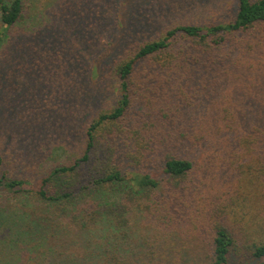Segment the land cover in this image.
<instances>
[{"label": "trees", "instance_id": "obj_1", "mask_svg": "<svg viewBox=\"0 0 264 264\" xmlns=\"http://www.w3.org/2000/svg\"><path fill=\"white\" fill-rule=\"evenodd\" d=\"M144 1L0 0V83L53 53L36 95H0V264H264V0L207 23ZM89 81L103 104L79 124ZM45 125L60 133L42 157L5 169L8 137L28 156Z\"/></svg>", "mask_w": 264, "mask_h": 264}, {"label": "rangeland", "instance_id": "obj_2", "mask_svg": "<svg viewBox=\"0 0 264 264\" xmlns=\"http://www.w3.org/2000/svg\"><path fill=\"white\" fill-rule=\"evenodd\" d=\"M42 1L45 2L46 0H42ZM51 1H53V0H50L49 2L46 1L44 5L47 4V6L52 8V9L56 8L55 10H57V8H61L62 6H64V4L60 2V0H58V4H60V5H57ZM159 1L160 0H150L149 2L150 3L155 2V4H156ZM185 1H187V0H169L170 4L173 6V8H175V10L178 11V14H177L178 17H176V19H179V20L184 19V20H188V21H198V22L207 23V22H226L227 20L231 19V17H232L231 15H232V9H233V0H211V1L210 0H194V2H190V4H189L190 6H187V4H185ZM193 3H198L200 5H197V4L194 5ZM148 4L149 3L142 0V2L139 4V7L141 8V7L147 6ZM220 4H221V6H220ZM90 5H91V3H90ZM90 5L87 6L88 9H89ZM140 8H139V10H140ZM52 9H50V10H52ZM62 10L65 13V11H67V8H62ZM174 13H176V12H174ZM64 15L62 17H64ZM115 16H116V11H114V13H112L110 20H113V18ZM67 18L63 19L61 31L59 33L62 35H66L67 34L66 29H67V24H68V28H70L69 30H71V33H73V35H70V37L68 38V41L71 39L72 41L76 40V42H77L78 37L80 39H85V37L87 36V33L84 31L86 21L84 23H80V21L77 19V20H70L68 22ZM46 20L49 21L48 19H46ZM81 24H82L83 30L80 29ZM166 24H167V22L164 24H163V22H160V25L155 30V33L156 32L159 33L160 30H162L164 28L163 26H165ZM39 26L42 30V20L41 19L39 21ZM99 32H100V29H98V30L93 29L89 33V36L92 35L95 37L98 35ZM105 33H106V31H104L103 33L101 32V34H103L102 38L103 37L104 38H106V37L110 38L111 36L112 37L116 36V34H117L116 26L114 24H112L109 28V33L108 34H105ZM40 40H41V38H40ZM45 41L46 42L43 44L42 48H45V45H47V43L49 41L48 35H46ZM54 49H56V46L54 47ZM84 49H85V51H87V55H85V57H86L85 60L89 63L90 58H91L90 56L92 55L91 54L92 52H90V50H89L90 47L88 44H85V47H82V50H84ZM43 53H44V56H38L37 59L31 60L28 63L23 64L22 65L23 67H22V70L20 73H18L17 75L14 74L13 77L10 78L9 80L4 81L3 83H0V95L2 97H3V95L5 98L8 97L9 96L8 94L11 91L15 92V94L21 98H24L26 96L31 98L33 94H35V95L37 94L36 91H37V89H39L37 81H36L38 71L40 69L44 70L47 67L46 64L49 63V61H48L49 55L50 54L53 55L52 52H47L45 50H43ZM51 62H52V60L50 61V63ZM91 62H92V59H91L90 63ZM90 68H91V66H90ZM82 78L84 80V77H82ZM95 82L89 81L88 83H86L85 91H84V89L82 90V93L85 94V92H86V94L88 96V98H86L87 99L86 101L89 100V101L93 102L94 104H92L90 102V104L88 105V109L92 108V110H89L88 112H86V115L83 116L80 121L78 119L79 124H80V122L88 124L90 119L93 116H95V114H96L95 112H97V109L101 108V106L103 104V103L102 104L100 103V98L96 97V94H95V92H96L95 91V85L96 84H95ZM2 84H4V85H2ZM55 88L61 89L62 86H59L57 84ZM77 91L81 92L80 89H78ZM71 92H73V91H71ZM49 95H51V93L46 91L45 96L47 97ZM70 95L71 94L68 93V96H70ZM111 98H112L111 96H109V95L107 96V98H106L107 103ZM113 98H112V100H113ZM66 99L68 100V98H66ZM35 101L39 102L41 100L39 99V97H37L35 99ZM29 102H31V101H29ZM104 102H105V100H104ZM107 103H106V105H107ZM111 106H112V104L108 105V107H111ZM17 113H18V115L14 116L15 120H18L21 117L22 118L23 117L31 118V116H30L31 113L28 111H23L21 109ZM32 118L35 119L36 117L32 116ZM14 119H10L9 121L12 122ZM32 128H33V125H32ZM34 128H36V132L32 131L30 135H28L26 138H24V142L27 144L22 142L23 145L21 146V147H24L25 145H28V156L23 154L21 150H20L21 151L20 153L17 152V150L20 149V147H19L20 141H18V139L20 138L19 134H16L14 132L15 135L12 133L8 137V141H6L7 144L3 145L6 149V151L8 152L7 156H5L4 162H3L5 164V169H9L8 167L10 165V160H12V164H13V161L15 162L14 170H16V172L20 171L21 165H23L22 162L24 164L25 163L26 164L33 163V161H31V159H30L31 156L35 155V157H36L35 159H37L38 157H42L41 152L45 151L46 150L45 147L49 143L51 144L53 142L54 135L57 133H60V131L56 130L57 127L56 126L53 127V125H52V127L45 125L42 127H34ZM11 131H12V127H11ZM21 134L24 135L25 133H21ZM39 149L41 152H39ZM53 157L54 156H52V158ZM19 159L21 160V162H19ZM35 164H36V162H35ZM16 165H18L19 168ZM34 169H35V165H33L32 167L25 168L23 171L31 172ZM37 170L38 169H35L34 172H37ZM22 175H24L23 172H22ZM241 186H242V184H241ZM253 209H255V208L253 207ZM249 213H250V215L258 216L256 211H254L253 213L252 212H249ZM250 217L251 216L248 215V216H246V219L249 220ZM262 217H264V211L261 212L259 219H261ZM235 261H238V260L236 258L232 259L231 260L232 264H236ZM246 264H255V263H246Z\"/></svg>", "mask_w": 264, "mask_h": 264}]
</instances>
